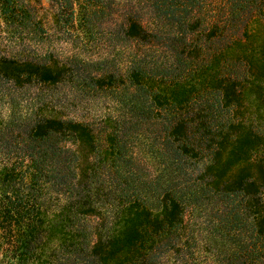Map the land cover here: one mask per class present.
<instances>
[{
  "label": "trees",
  "instance_id": "16d2710c",
  "mask_svg": "<svg viewBox=\"0 0 264 264\" xmlns=\"http://www.w3.org/2000/svg\"><path fill=\"white\" fill-rule=\"evenodd\" d=\"M0 264H264V0H0Z\"/></svg>",
  "mask_w": 264,
  "mask_h": 264
}]
</instances>
